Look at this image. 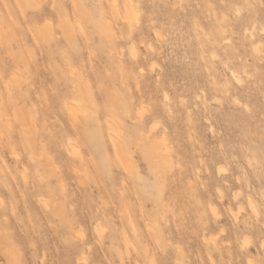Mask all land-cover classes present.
Wrapping results in <instances>:
<instances>
[{
	"label": "rangeland",
	"instance_id": "obj_1",
	"mask_svg": "<svg viewBox=\"0 0 264 264\" xmlns=\"http://www.w3.org/2000/svg\"><path fill=\"white\" fill-rule=\"evenodd\" d=\"M131 2L0 0V264H264V0Z\"/></svg>",
	"mask_w": 264,
	"mask_h": 264
},
{
	"label": "bare ground",
	"instance_id": "obj_2",
	"mask_svg": "<svg viewBox=\"0 0 264 264\" xmlns=\"http://www.w3.org/2000/svg\"><path fill=\"white\" fill-rule=\"evenodd\" d=\"M127 11H128V13L131 15V18H132V20H135V19H137V13L138 12H136V10H135V8H134V6H133V4H132V2H131V0H127ZM112 7H113V11H115V12H118L119 13V9H118V4L116 3V1L113 3V5H112ZM52 8V7H51ZM150 48H151V46H150ZM152 49V48H151ZM153 50V49H152ZM254 50L255 51H257V50H259V48L258 47H255L254 48ZM134 53V52H133ZM135 54V53H134ZM137 54H135V56H136ZM137 57V56H136ZM232 75H233V77H234V79L238 82V83H240L241 81H242V79H241V77L238 75V74H236V73H234V72H232ZM86 93V92H85ZM82 96H84V98H87V95L86 94H83L82 93ZM67 109H68V111H69V114H70V117H71V119H72V121L73 122H75L77 119H78V117H79V113H81L80 111V109H77V108H75V107H72V106H67ZM83 111V110H82ZM140 114V113H139ZM143 114H141V117H143L142 116ZM152 131V130H151ZM151 131H149L150 132V134L152 133ZM149 134V135H150ZM148 135V136H149ZM116 138H114L113 136H111V140L112 141H114L115 143H116V147H117V153L119 154V156H121V158L123 159V163H124V166H125V169L128 171V172H130V165H129V163H128V161H127V157H126V155L125 154H122V146L120 147V145H119V142H117L116 140H115ZM30 140V139H29ZM40 142V141H39ZM125 155V156H124ZM158 155H160V154H158ZM160 159H162L161 157H160ZM159 159V160H160ZM222 171H223V169H222ZM219 172H221V169L219 170ZM25 175V174H24ZM26 177V176H25ZM219 192H220V190H219ZM222 192V191H221ZM218 194H220V193H218ZM238 195H239V193L237 192V193H235V197L237 198L238 197ZM220 197H222V195H220ZM237 200V199H236ZM248 203H249V206H250V208H251V212L253 213V215H255V216H257V214H258V212H257V210H256V207H255V203H254V201L252 200V198L250 197V195H249V197H248ZM1 204V203H0ZM241 206V205H240ZM1 207H3V206H1ZM243 207V206H242ZM241 207V208H242ZM241 211V210H240ZM239 211V212H240ZM230 212L231 213H233L234 214V210L231 208L230 209ZM238 212V213H239ZM211 213H212V216H214L213 218L214 219H216V221H217V219H220L219 218V216H221V215H219L218 214V212H217V208H215V207H212L211 208ZM235 213H237V212H235ZM238 215H240V214H234V219H235V221H239L240 219H239V216ZM219 222V221H218ZM130 223H131V225H132V227L131 228H133V232L134 233H136V229L134 228V226H133V223L130 221ZM251 224V223H250ZM100 225V224H99ZM149 225V227L151 226V224L149 223L148 224ZM147 225V226H148ZM98 226V225H97ZM98 229H97V232H98V234H99V236H100V234H101V228H99V227H97ZM103 228V227H102ZM151 228L154 230V228H153V226H151ZM147 229H149L148 227H147ZM103 231H104V229H103ZM151 231V230H150ZM103 233V232H102ZM97 234V235H98ZM217 239V238H216ZM216 239H213L212 240V244H215V242H216ZM260 244H261V249L263 250V254H264V237H263V239L261 240V242H260ZM250 241L249 240H247V238L245 239V241H243L242 243H241V247H240V249L241 250H250ZM249 252V251H248ZM249 256V255H248Z\"/></svg>",
	"mask_w": 264,
	"mask_h": 264
}]
</instances>
